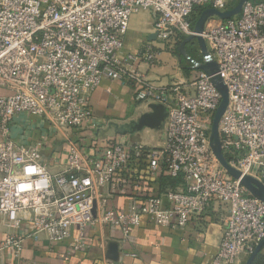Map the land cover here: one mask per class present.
<instances>
[{
    "label": "built area",
    "instance_id": "built-area-1",
    "mask_svg": "<svg viewBox=\"0 0 264 264\" xmlns=\"http://www.w3.org/2000/svg\"><path fill=\"white\" fill-rule=\"evenodd\" d=\"M238 1L0 0V223L22 229L23 211H32L34 234L55 242L77 226L78 249L95 225L118 227L130 241L142 216L172 228L216 220L222 233L212 264H244L264 239V201L227 171L211 147L220 91L201 69L162 88L140 69L141 63L157 64L161 49L194 34L196 6L224 11ZM145 10L154 17L157 38L123 53L131 18ZM203 36L229 88L230 104L219 124L223 153L264 183V0H248L227 19L210 17ZM104 79L129 84L147 106L168 108L162 145L121 137L90 155L72 144L66 167L53 173L40 142L12 137V125L24 115L57 128H91L89 98ZM137 165L146 179L137 185L130 210L99 206L100 190H118ZM161 172L179 185L154 194L150 180ZM23 243V233L9 232L0 237V250L19 257Z\"/></svg>",
    "mask_w": 264,
    "mask_h": 264
},
{
    "label": "crops",
    "instance_id": "crops-1",
    "mask_svg": "<svg viewBox=\"0 0 264 264\" xmlns=\"http://www.w3.org/2000/svg\"><path fill=\"white\" fill-rule=\"evenodd\" d=\"M153 24L151 12L145 10L135 14L130 21L123 53L136 52L150 41V35L154 33ZM159 59L155 65L140 64V69L155 86L162 88L188 79L172 49H161ZM89 101L95 114L91 128H57L36 116L24 115L12 125V137L23 144L40 142L43 158L53 173L66 167L72 144L90 155H98L110 139L121 137L133 143L162 145L164 125L160 129L146 127L131 131L130 125L149 111V106L137 100L136 91L129 84L104 79L91 93ZM151 130L160 131L156 143H152ZM125 178L118 190L114 186L100 190L99 206L105 202L113 208L130 210L138 191L137 185L143 183L146 176L142 167L137 165L134 174ZM168 178L171 177L163 172L151 178L154 194L172 186ZM32 215V211H23V228L18 230L7 223H0V237L14 231L24 236L21 255L16 257L0 250V264H212L222 233L221 224L216 220L203 225L192 221L185 227L172 228L155 224L147 216H142L140 225L132 231L130 241L124 239L118 227L95 225L87 229L84 246L76 249L75 243L80 236L77 226L72 227L70 237L55 242L46 233L34 234ZM262 251L264 253V246Z\"/></svg>",
    "mask_w": 264,
    "mask_h": 264
},
{
    "label": "water",
    "instance_id": "water-1",
    "mask_svg": "<svg viewBox=\"0 0 264 264\" xmlns=\"http://www.w3.org/2000/svg\"><path fill=\"white\" fill-rule=\"evenodd\" d=\"M247 1L248 0H239L236 6L224 11H221L214 7H206L195 21L194 34L186 37L181 43L179 49L184 57H187L192 61L195 68L201 69L211 75L214 85L222 95L221 103L213 118L210 135L211 147L214 153L216 154L222 165L233 177L240 178L243 185L247 187V189L252 193L253 196L264 201V183L250 174H243L240 170L232 166L223 153L219 134V124L223 114L226 112L230 104L229 88L222 75L220 74L218 62L213 58L212 53L208 49L206 40L203 36L206 22L210 17L218 16L219 18L227 19L238 15L241 12L244 3ZM156 38V33L150 35V40H155ZM195 39L198 40L202 54L204 55V60L202 62L196 61L191 58L186 51V44ZM167 117L168 108L162 103L152 102L149 104V111L144 112L137 121L133 122L130 125V129L131 131L142 130L146 127L160 129L164 125ZM263 246L264 239L258 244L255 251L248 257L244 264H251L255 256L262 250Z\"/></svg>",
    "mask_w": 264,
    "mask_h": 264
},
{
    "label": "rangeland",
    "instance_id": "rangeland-1",
    "mask_svg": "<svg viewBox=\"0 0 264 264\" xmlns=\"http://www.w3.org/2000/svg\"><path fill=\"white\" fill-rule=\"evenodd\" d=\"M201 13L197 14V18L200 16ZM196 18V19H197ZM186 37H182L181 40L172 48L173 55L177 59L180 60V65L183 66L182 69L184 70V73L188 75V78L192 77L196 70H199L197 68H192L193 63L191 60H189L187 57H184L180 52V45L184 41ZM186 51L188 55L193 58L196 61L202 62L204 60V55L202 54L201 48L199 46V42L197 39L192 40L186 44ZM159 130H151V136L153 139L152 143H156L159 139Z\"/></svg>",
    "mask_w": 264,
    "mask_h": 264
},
{
    "label": "trees",
    "instance_id": "trees-1",
    "mask_svg": "<svg viewBox=\"0 0 264 264\" xmlns=\"http://www.w3.org/2000/svg\"><path fill=\"white\" fill-rule=\"evenodd\" d=\"M206 7H207L206 5H200V6H196L194 8V11H193V14H192L193 25L195 24V21H196V18H197L196 15L201 13ZM168 179L171 180V182L173 183L172 187L176 186L179 183L178 180H175V179H172V178H168ZM251 264H264V253H263L262 250L255 256V258L253 259V262Z\"/></svg>",
    "mask_w": 264,
    "mask_h": 264
},
{
    "label": "clouds",
    "instance_id": "clouds-1",
    "mask_svg": "<svg viewBox=\"0 0 264 264\" xmlns=\"http://www.w3.org/2000/svg\"><path fill=\"white\" fill-rule=\"evenodd\" d=\"M29 171L31 172V171H35V169H29ZM25 187H27V186H25Z\"/></svg>",
    "mask_w": 264,
    "mask_h": 264
}]
</instances>
